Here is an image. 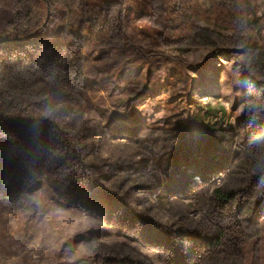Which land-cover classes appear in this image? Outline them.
Segmentation results:
<instances>
[{
  "label": "rangeland",
  "instance_id": "374dc122",
  "mask_svg": "<svg viewBox=\"0 0 264 264\" xmlns=\"http://www.w3.org/2000/svg\"><path fill=\"white\" fill-rule=\"evenodd\" d=\"M1 119L0 264H264V0H0Z\"/></svg>",
  "mask_w": 264,
  "mask_h": 264
},
{
  "label": "trees",
  "instance_id": "16d2710c",
  "mask_svg": "<svg viewBox=\"0 0 264 264\" xmlns=\"http://www.w3.org/2000/svg\"><path fill=\"white\" fill-rule=\"evenodd\" d=\"M83 26H85L84 34L86 35V37L92 34L94 29H96L98 30L97 32H99V35H101L102 37L108 38L110 40H116V30L113 26L107 23V14L105 10L96 11L95 14H88L84 20ZM7 42L8 41L3 40L1 44H6ZM77 74L78 76L81 75V68H78ZM0 122H2L4 125H8L10 121L1 119ZM27 123L28 120L23 118H20V121L16 122L18 126H25ZM7 152L8 150L2 151L0 149V177L8 176L12 168L16 166V162H13ZM256 244H258V242Z\"/></svg>",
  "mask_w": 264,
  "mask_h": 264
}]
</instances>
